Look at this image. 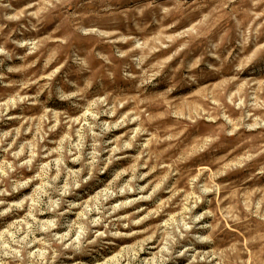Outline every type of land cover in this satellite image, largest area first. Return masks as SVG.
<instances>
[{"label": "rangeland", "instance_id": "374dc122", "mask_svg": "<svg viewBox=\"0 0 264 264\" xmlns=\"http://www.w3.org/2000/svg\"><path fill=\"white\" fill-rule=\"evenodd\" d=\"M0 264H264V0H0Z\"/></svg>", "mask_w": 264, "mask_h": 264}]
</instances>
